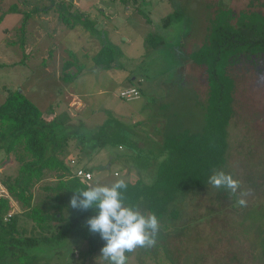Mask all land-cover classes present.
<instances>
[{
	"label": "rangeland",
	"instance_id": "rangeland-1",
	"mask_svg": "<svg viewBox=\"0 0 264 264\" xmlns=\"http://www.w3.org/2000/svg\"><path fill=\"white\" fill-rule=\"evenodd\" d=\"M262 1L0 0V102L17 89L46 113L67 117L72 137L63 157L72 169H90L91 186L137 177L150 182L153 166L138 168L136 156L148 157L147 148L156 147L165 128L195 132L203 124L205 73L187 55L205 40L220 5L238 12L260 9ZM60 2L66 4L63 13L76 10L84 15L73 18V28L60 21ZM12 4L15 11L9 9ZM173 11L178 18L163 26V18ZM38 26L44 35L24 55L21 42L32 44ZM148 33L161 37L163 44L150 47ZM104 42L119 50L114 68H98L91 59ZM44 46L52 48L48 70L40 65ZM65 60L75 61L72 72L81 67L69 81L62 80ZM229 74L235 81L234 114L228 126L227 161L217 171L231 173L240 188L231 194L208 183L189 192L177 202L176 218L159 221L156 244L127 252V264H264V69L245 62L229 68ZM130 87L137 89V96L121 97ZM106 120L110 137L97 147L91 131ZM17 172L13 154L1 149V194L8 196L2 180ZM55 182L54 172H47L32 188V203L39 204L47 194L44 186ZM238 198L245 199L246 206H239ZM10 200L11 212H19L21 207ZM19 223L27 235L39 231L22 217ZM101 243L93 252L84 239L40 244L29 251L36 264H108L100 255Z\"/></svg>",
	"mask_w": 264,
	"mask_h": 264
},
{
	"label": "trees",
	"instance_id": "trees-1",
	"mask_svg": "<svg viewBox=\"0 0 264 264\" xmlns=\"http://www.w3.org/2000/svg\"><path fill=\"white\" fill-rule=\"evenodd\" d=\"M67 4L71 8V2ZM58 5L60 21L70 24L71 28L75 24L73 18L84 16L76 10L63 13L66 4L60 2ZM260 6V9L238 12L219 6L205 40L187 55L192 63L202 66L205 73L207 97L203 124L195 132L165 128L156 147L147 148L148 157L145 154L136 156L138 168L153 166V172L150 182L140 177L125 181L126 204L138 205L147 214L155 213L159 221L176 218L177 202L189 192L206 187L209 177L226 164L235 89L229 68L264 59V1ZM9 9L15 11L16 7L12 4ZM136 11L149 20L142 10ZM178 16L176 11L166 15L163 26ZM25 22L24 18L22 30ZM145 40L152 48L163 44L161 37L154 33H148ZM23 44L21 42L22 48ZM118 54L116 45L104 42L91 59L98 68L110 69L116 66ZM71 67H75V61L65 60L62 80L69 81L81 72L80 66L74 72ZM71 131L66 119H45L42 110L20 90H9L0 102V150L12 153L18 163L17 174L2 180L8 196L0 195V264H36L35 254L29 251L31 248L64 239L74 242L84 239L90 252L101 246L102 239L90 233L86 223L94 213L72 208L69 204L75 189L91 186L72 174L63 157L72 137ZM109 131V120H106L93 128L90 138L97 147H103L108 143ZM47 172H54L56 182L44 186L47 194L39 204H33L32 188ZM10 199L21 207L19 212H11ZM21 217L38 227V233L25 234L26 228L19 223Z\"/></svg>",
	"mask_w": 264,
	"mask_h": 264
},
{
	"label": "clouds",
	"instance_id": "clouds-1",
	"mask_svg": "<svg viewBox=\"0 0 264 264\" xmlns=\"http://www.w3.org/2000/svg\"><path fill=\"white\" fill-rule=\"evenodd\" d=\"M208 182L231 194H236L240 188V181L223 170L214 172ZM126 189V182L117 179L110 185L77 188L69 199L72 208L94 213L87 218L88 231L98 234L105 242L100 255L108 264H127V252L137 247H151L157 242L160 223L156 214L146 215L138 205L126 204ZM236 203L243 207L247 202L238 198Z\"/></svg>",
	"mask_w": 264,
	"mask_h": 264
},
{
	"label": "crops",
	"instance_id": "crops-1",
	"mask_svg": "<svg viewBox=\"0 0 264 264\" xmlns=\"http://www.w3.org/2000/svg\"><path fill=\"white\" fill-rule=\"evenodd\" d=\"M44 19H47V18H44ZM0 20H1V18H0ZM41 30H43L40 26H38V29L35 27V29H34V31H33V33L35 34V35H33L34 37H32L31 36V38L32 39H35L34 40V44L32 43V44H30L29 46L27 45V43H24L23 44V48H24V50H23V54L24 55H28V53H29V51L30 50H32L35 46H36V44H38V42L40 41L39 39L40 38H42V34H43V32H41L40 31V29ZM44 35V34H43ZM25 40H26V38H25ZM26 45H27V47L28 48H26ZM45 48V46L44 47H42V49H44ZM50 50H52V48H50V47H47V48H45V52H46V56H44V57H42V59H41V66H43V68L44 69H46V70H48L49 69V65H51L50 66V69L52 68V61L50 60V62H48V60H47V57L49 56V54L51 53V51ZM28 51V52H27ZM27 52V53H26ZM21 61H22V58H21ZM42 110V112H43V117L45 118V119H47V120H50V119H52V118H54V117H58V118H60V119H66V118H64V115L63 114H61V113H56L55 111L54 112H50V113H46V111H44V109H41ZM68 153V151H66V154Z\"/></svg>",
	"mask_w": 264,
	"mask_h": 264
},
{
	"label": "built area",
	"instance_id": "built-area-1",
	"mask_svg": "<svg viewBox=\"0 0 264 264\" xmlns=\"http://www.w3.org/2000/svg\"><path fill=\"white\" fill-rule=\"evenodd\" d=\"M120 96L123 97V98H126V99H132L134 98L135 96H137V89H135L134 87H130V88H127L123 91L120 92ZM74 160H71L70 163V166H71V163L73 162ZM71 169V172L72 174L79 178L82 182H85V183H88L89 184V181L92 179V173L91 171L85 169L84 167L82 166H77L75 168H70ZM1 195V193H0Z\"/></svg>",
	"mask_w": 264,
	"mask_h": 264
},
{
	"label": "flooded vegetation",
	"instance_id": "flooded-vegetation-1",
	"mask_svg": "<svg viewBox=\"0 0 264 264\" xmlns=\"http://www.w3.org/2000/svg\"><path fill=\"white\" fill-rule=\"evenodd\" d=\"M255 64V66H262L263 67V69H264V59L263 60H256V63H254Z\"/></svg>",
	"mask_w": 264,
	"mask_h": 264
}]
</instances>
